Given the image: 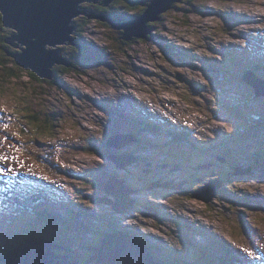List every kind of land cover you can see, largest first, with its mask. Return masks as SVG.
Returning a JSON list of instances; mask_svg holds the SVG:
<instances>
[{
    "label": "rangeland",
    "instance_id": "obj_1",
    "mask_svg": "<svg viewBox=\"0 0 264 264\" xmlns=\"http://www.w3.org/2000/svg\"><path fill=\"white\" fill-rule=\"evenodd\" d=\"M103 1L80 4L89 10L96 5L101 10L91 11L123 22L139 19L136 14L146 12L138 9L152 4L122 0L139 5L130 12L115 5L117 0L107 6ZM161 15L149 24V38L127 40L123 28L79 15L70 34L75 44L47 46L75 62L69 72L56 73L58 83L33 82L24 68H0V156L7 158L0 160L5 173L0 174V258L25 232L39 233L36 212L47 207L54 215L51 223L67 227L50 230L64 241L91 217L100 227L123 221L120 231L135 228L148 236V245L164 244V259L176 258V251L186 250L182 242L196 243L198 236L216 241L208 247L216 264H264V96L243 78L256 72L264 79V0H184ZM7 30L0 31V60L11 63L4 46ZM11 71L18 77L9 78ZM212 147L229 160L217 169L226 196L206 203L193 193L211 176L195 181L202 183L197 188L186 179L193 163H199V174L211 170L212 158L206 156ZM114 154L124 168L112 162ZM168 162L182 163L183 169L173 170ZM114 176L118 181L107 191L124 190L134 203L124 201L123 210L138 209L121 213L112 207L115 198L104 189ZM149 202L163 212L161 223L143 214ZM168 214L174 222L164 219ZM181 223L185 229L176 228ZM188 223L198 229L191 231ZM223 229L227 234L221 236L231 244L214 238ZM90 242L85 236L78 254ZM169 243L176 246L168 248ZM205 258L202 248L195 259Z\"/></svg>",
    "mask_w": 264,
    "mask_h": 264
},
{
    "label": "water",
    "instance_id": "obj_2",
    "mask_svg": "<svg viewBox=\"0 0 264 264\" xmlns=\"http://www.w3.org/2000/svg\"><path fill=\"white\" fill-rule=\"evenodd\" d=\"M83 1L85 0H0L1 21L4 27L18 31L17 35L9 38L7 42L14 45L15 41H21L19 43L26 45V48L22 49V53L14 54L16 63L20 67L35 73L41 79H53L54 66L56 63L64 64L65 59L61 57L58 52L59 49L50 50L47 48V44L53 47L65 44V41L75 44L69 37L75 31L74 26L69 27L73 17L83 14L88 16V19L97 18L108 21L115 29L123 28L125 30L124 37H122L124 40L131 39L132 36L144 38L146 34L151 33V29H147L145 23L160 19L157 17L159 13L171 8V3L182 0H152V4L142 17L128 23H121L119 18L110 19L105 15H95L88 10L78 12L76 10L77 4ZM90 1L97 3L96 0ZM111 1L104 0L102 4L107 6ZM144 1L142 0L139 4L144 5ZM32 38H36V41H33ZM16 47L18 48L17 44ZM243 78L244 80L249 78L248 83L254 87L258 96H264L263 78L258 77L256 72H247ZM117 137L121 140V136ZM120 147L123 148L125 145ZM120 157V155L114 154L110 159L119 169H122L125 165L124 162L121 163ZM221 161L224 162L225 159H221ZM116 181H118L116 176L111 178L105 185L104 193L112 194L115 198L114 201L110 202L112 207L118 212L125 213L133 206L123 210V202L120 205H116V202L123 201L121 198L123 194L121 191H123L124 194H127V201L133 204L134 202L130 200L128 193L124 190L111 192L106 189L110 185L113 187ZM220 185L223 188L222 180L215 178L193 194L204 202L210 203L218 198ZM213 186L215 187L214 190L211 188ZM157 188H169V185L158 184ZM170 189L181 188L170 187ZM103 199L108 198L105 196ZM102 202L105 201L100 200V203ZM147 209L148 213L145 214L147 217H156V219L160 217V212L155 208L148 207ZM149 246L146 238L137 237L128 232L108 230L103 234L100 242L89 248L92 255L87 264H165L161 260H156ZM58 249L59 245L44 236L27 237L18 246L10 250L2 261L4 264H78L72 262L70 256L59 254Z\"/></svg>",
    "mask_w": 264,
    "mask_h": 264
},
{
    "label": "trees",
    "instance_id": "obj_3",
    "mask_svg": "<svg viewBox=\"0 0 264 264\" xmlns=\"http://www.w3.org/2000/svg\"><path fill=\"white\" fill-rule=\"evenodd\" d=\"M134 6H136V5H134ZM134 6H132V7L129 8L130 9V12H134V10L137 9ZM137 6H139V5H137ZM125 7H126V9H128L129 5L125 4ZM138 10H140V9H138ZM140 11L141 12H146L147 10L144 9V10H140ZM136 15H141V14H136ZM136 18H137V16H136ZM1 19L2 18H0V22H2ZM1 27H3V26L1 25ZM9 66H10V68H12L11 70H13L14 67L22 68L17 63H14L12 61H11V63H8L5 60H0V68H2V70L6 71ZM70 70H71V68L67 69L66 72H69ZM25 72L28 73L32 77V81L33 82H38V83H41L43 81L49 82L46 79H41L40 77L38 78L35 75V73H33V72L29 71V70H26ZM14 77H18V75L15 74L14 71H11L10 74H9V78H14ZM54 79H55L54 80L55 82H56V79H57V83L59 82V79H58L57 74H55ZM57 83H55V84H57ZM35 119H37V117H35ZM43 120L46 121V118H42L41 121H43ZM118 126H119L120 129H125V125H118ZM52 130L54 131V127H52ZM116 131L123 132V131L119 130L117 127H116ZM137 138H139V141H140L141 144H147L148 142L151 144V140L148 141L144 137H142L143 139L141 137H137ZM151 145H154V144H151ZM168 163H166V164H168ZM169 164L171 166L175 167V169H173V170H177V171L182 170L181 163H178V164L169 163ZM67 173L72 175V172H66L64 175H66ZM201 184L202 183L197 182V185H201ZM151 206L152 205L149 202L147 204L146 208L151 207ZM67 208H63V210H66ZM135 209H138V207L135 206L132 209V211H134ZM146 213L147 212H144L143 214L145 215ZM36 215H37L36 216V224H40L41 225L40 226L39 233L27 231V232H25L23 234V236L25 238H27L29 236H31V237L44 236L45 238H47V239L51 240L52 242H55L57 245H59L60 249H62V250H63V248L66 249L67 252H65V251H59V253H63L64 252L66 255L67 254L71 255L72 258H70V260L72 262H77L78 264H87L88 263L89 258L92 255V251L89 248L92 245H96L98 242H100L102 240V238H103V234L107 230H115V231H118L117 229L123 227V221L113 222V223H111L107 227H100V226H98L92 220L91 217H89L90 219H89V222L88 223L85 222V221H82V220L80 221L82 223H85L87 227H83V228L79 229V232L77 230L70 231L71 235L68 236L69 238L68 237L66 238V241H64L65 238L62 237V236H60V234L58 232L50 231V230H52L53 227H55L57 230L60 229V228L61 229L67 228L64 224H63V226H60V225L59 226H56L55 224H52L51 223V222H53L52 220L54 218V215L52 214L51 208L44 207L42 209H39L36 212ZM81 215H83V214H81ZM166 216L167 217H170V214H168ZM58 217L61 218L62 221H64L65 223H67V221H66L67 218L64 215H58ZM72 220L73 221H76V219H72ZM27 226L29 227V225H27ZM140 226L143 227L142 225H140ZM125 229H126V227H125ZM126 230L132 232L131 234L134 235V236H137V237L138 236H140L141 238H147L148 237V236L140 233L139 231H137L135 228L134 229L128 228ZM26 234H29V236H26ZM85 236H91V242L89 244H85V252L83 254H78V252L76 251V248H80V244H82V241H83V239H84ZM25 238L21 239L17 245H13L12 248H11V250L13 248H15L16 246H18ZM150 251L152 253V250H150ZM163 251H164V248L160 249V253L161 254H164ZM5 255H6V253L1 256V258H0L1 261H2V259H3V257ZM161 261H163V260L161 259ZM177 262L178 261H175V263H177ZM92 264H95V263H92Z\"/></svg>",
    "mask_w": 264,
    "mask_h": 264
},
{
    "label": "flooded vegetation",
    "instance_id": "obj_4",
    "mask_svg": "<svg viewBox=\"0 0 264 264\" xmlns=\"http://www.w3.org/2000/svg\"><path fill=\"white\" fill-rule=\"evenodd\" d=\"M94 3V2H93ZM115 5H117L118 4V6L119 7H121V8H123V9H126V7H125V4H123L122 3V0H117L115 3H114ZM144 4H147V3H144ZM134 5H138V4H132V5H129V7H128V9L130 8V7H132V6H134ZM91 10H93V11H99V10H101V9H99L96 5H95V8H93V9H91ZM117 10V9H116ZM140 11V10H139ZM116 14V13H115ZM1 15V14H0ZM0 18H1V16H0ZM1 25L3 26V23L2 22H0V31H2V27H1ZM4 27V26H3ZM5 28V27H4ZM7 33H10V35L9 36H4V38H6L5 39V44H4V46H5V51H6V55L8 56V57H10V58H8V60L9 61H12V62H16V59L14 58V54L15 53H20V51H22V49L21 48H17L16 47V42L17 41H15L14 42V45H10L8 42H7V40L9 39V37L10 36H15V35H17V32L16 31H14L13 29H11V28H9V30H7ZM18 42H21V41H18ZM82 48H83V46H82ZM80 54H82V52H80ZM87 55V54H86ZM84 56V52H83V55H82V57ZM70 64H72V65H74L75 64V62L74 61H69L68 59H65V61H64V65H66V66H63V65H58V66H55L54 68H53V72H54V77H55V74L57 73V72H59V71H63V70H67V69H69L70 67H68V66H70ZM12 69V68H11ZM20 70L21 68H17V67H14L13 68V70ZM54 79V78H53ZM49 82H50V80H48ZM219 149H216V148H211V149H209L208 151V155L206 156L207 158H206V161H207V159H211L212 158V167H211V170L209 171L208 170V168H205V169H203V170H201V172H200V174L198 173V169H197V166H198V164L199 163H193V165L192 166H189L188 167V170H189V173H188V178L186 179V184H189V185H191V186H194L195 188H197V182H195V181H202L203 179H205V177H208L209 175L211 176L210 178H208L207 180H206V183H208L209 181H211V180H213V179H215V178H217V179H219L218 178V176L220 177V179H222V180H224L225 178L224 177H221L220 176V173H219V171L217 170L219 167H221V164H224V163H222V161H221V159H225V161L226 162H228L229 160L227 159V158H225V157H223V156H221L220 157V153H218L217 154V151H218ZM202 153H204V152H202ZM209 155H212V157L211 156H209ZM219 158V159H218ZM229 158V157H228ZM169 164V163H168ZM204 165H206V164H204ZM181 166H182V163H181ZM172 167V169H173V166H171ZM182 169H183V166H182ZM213 169H215V171H214V173L212 174V171H213ZM229 170H230V172H233L232 171V166H231V168H229ZM249 175H251V173H248ZM247 174V175H248ZM201 183V182H200ZM224 187H225V183H224V186H223V188L220 190V192H219V197H222V196H226V194H225V190H224ZM169 190H167V192H168ZM151 207H153V206H151ZM153 208H155L157 211H159L158 210V208L157 207H153ZM230 208H231V206H230ZM148 210V209H147ZM162 213L163 212H161L160 213V217L159 218H157V220H158V222L159 223H161V219L163 218L161 215H162ZM176 218V217H175ZM164 219L165 220H167V221H169V222H174V219L172 218V217H167V216H164ZM152 221H154V220H152ZM190 222H191V220H189ZM154 223H155V225H152V226H157V223L154 221ZM190 226H192L191 225V223H188ZM138 226H140V225H138ZM180 227H182L183 229H185L184 228V225H183V223H181L179 226H177L176 228H180ZM198 227V226H197ZM191 228V231H193V232H195V230H197L198 228H195V227H190ZM121 228H119V229H117V230H120ZM195 229V230H194ZM142 230H144V227L142 228ZM154 230H157V227H155L154 228ZM113 231H115V230H113ZM178 231V230H177ZM199 231V230H198ZM224 232H226V234H227V231H226V229H223V231L221 230L219 233H217V234H215L214 235V238H215V236H216V238L218 239V241L221 243V244H231V243H226L225 241H224V239H223V237L221 236ZM251 232H254V230L253 231H251ZM179 233V232H178ZM195 238H196V240H197V242L196 243H194L193 241H189L190 243L188 244H184V242H182V245L183 246H185L186 247V250H184V251H182V250H178V251H176V258H173V259H164V254H161L160 253V249H162V248H164V244H158V245H152V246H149V248H150V250H152V253L154 254L153 256L156 258V260H163L164 259V263L165 264H175V261H178L176 264H216L215 263V261H214V255H213V253L212 252H210L209 250V248L210 247H213V245H215L216 246V241H212V240H208V241H205V240H202L200 237H198V236H195ZM199 240H201V241H204V243H205V245H202V244H200L199 243ZM168 248H172V247H174V246H176V244L175 243H169V244H165ZM188 245H191V247H189V248H191V250H190V252H188V250H189V248L187 247ZM209 247V248H208ZM202 248H204V251H205V253H206V258L204 259V260H198V259H195L196 258V256L198 255V253L199 252H201V249ZM232 250V249H231ZM59 251H65V252H67V250L66 249H64L63 248V250L62 249H60V247H59V249L57 250V252L59 253ZM159 251V252H158ZM59 254H65L64 252L63 253H59ZM66 255V254H65ZM68 256H70V258H72V256L71 255H69V254H67ZM167 262V263H166ZM224 264H233L232 262L231 263H224ZM240 264H246V262H243V263H240Z\"/></svg>",
    "mask_w": 264,
    "mask_h": 264
},
{
    "label": "bare ground",
    "instance_id": "obj_5",
    "mask_svg": "<svg viewBox=\"0 0 264 264\" xmlns=\"http://www.w3.org/2000/svg\"><path fill=\"white\" fill-rule=\"evenodd\" d=\"M115 0H112L108 5H110V4H112V2H114ZM183 1V0H182ZM182 1H180V2H182ZM145 3H147L146 1H144ZM176 2H173V3H171V8H169V9H167V10H165L164 12H162V13H160V14H164L165 12H167V11H169V10H171L172 8H173V5L175 4ZM178 3V2H177ZM237 5V4H236ZM77 6H78V8L76 9L78 12H82L83 10H88L89 12H92V13H94L95 15H100L101 16V14H98V13H96V12H93V11H91V10H89V9H87V8H84L83 6H81V4L79 3V4H77ZM230 6V5H229ZM228 6V7H229ZM239 7H240V5H239ZM238 7V8H239ZM247 7V6H246ZM234 8V7H233ZM237 8V9H238ZM243 8V7H242ZM241 8V9H242ZM245 10V9H244ZM248 10V9H247ZM253 10V9H252ZM234 11H235V9H234ZM239 11V10H238ZM250 11V10H249ZM89 12H86V14H89ZM229 12V11H228ZM236 12V11H235ZM241 12V11H240ZM237 13V12H236ZM239 13V12H238ZM244 13V12H243ZM263 13V12H262ZM231 14V13H230ZM254 14V13H253ZM79 15H81V14H79ZM79 15H77V16H75V17H73L72 19H71V22L69 23V27H72V26H74L75 28H76V26L74 25V20L79 16ZM161 15V16H162ZM242 15V14H241ZM258 15H260V14H258ZM239 16V15H238ZM264 16V15H263ZM140 17H142L141 15H140ZM139 17V18H140ZM158 18H160L159 17V15L157 16ZM208 17H212V15H208ZM251 17V16H250ZM256 18H257V16H255ZM213 18V17H212ZM211 18V19H212ZM249 18V17H248ZM92 19V18H91ZM95 19H97V18H95ZM137 19V18H136ZM208 19V18H207ZM210 19V18H209ZM208 19V20H209ZM217 19V18H216ZM215 19V20H216ZM244 19V18H243ZM250 19V18H249ZM98 20H100L101 22H104L103 20H101V19H98ZM119 20H120V22L121 23H128V22H123V20H122V18H119ZM158 20H161V18L160 19H156V20H154V21H148V22H146L145 23V26L147 27V29H149L150 27H149V24L150 23H152V22H156V21H158ZM213 20V19H212ZM235 21V20H234ZM255 21V20H254ZM235 25V24H234ZM233 27V26H232ZM231 27V28H232ZM230 28V27H229ZM251 28H252V26H251ZM77 29V28H76ZM75 29V30H76ZM151 30H152V28H150ZM227 29V28H226ZM229 30V29H228ZM232 34V33H231ZM252 36V35H251ZM69 37L72 39V36L71 35H69ZM150 37V34L148 33V34H146V37H139V39H147V38H149ZM257 37V36H256ZM227 38H229V37H227ZM32 40L33 41H36V38H32ZM73 40V39H72ZM228 40V39H227ZM228 41H230V39L228 40ZM235 41V40H234ZM241 41V40H240ZM64 43H68V41H65ZM236 43V42H235ZM244 44H246V43H244ZM61 46H63L62 44H60ZM219 45V44H218ZM47 46H49L48 44H47ZM241 46H243V45H241ZM53 47V46H52ZM58 49H60V48H58ZM245 80L247 81V82H249V78H245ZM217 88V87H216ZM222 91V90H221ZM106 94V93H105ZM110 94V93H109ZM114 96V95H113ZM107 97V96H106ZM137 97H139V96H137ZM105 98V97H104ZM142 99V98H141ZM134 101V100H133ZM148 101V100H147ZM232 103V102H231ZM135 104V103H134ZM127 105V104H126ZM125 106V105H124ZM142 107H144V106H142ZM115 108V107H114ZM123 108V107H122ZM145 110H146V108H145ZM131 112V111H130ZM152 112V111H151ZM154 112V111H153ZM139 114V113H138ZM26 115V114H25ZM196 119V118H195ZM226 119V118H225ZM191 123H193V122H191ZM194 124H195V122H194ZM109 141H113L112 139L111 140H109ZM141 152V151H140ZM176 178V177H175ZM169 185V188L170 187H174L173 185H170V184H168ZM249 185H250V183H249ZM248 185V186H249ZM251 187H256L257 188V186L256 185H252ZM213 190L215 189V187L213 186V187H211ZM220 188H221V185H220V187H219V191H220ZM248 188V187H247ZM258 189V188H257ZM259 190V189H258ZM254 193V192H253ZM252 193V194H253ZM260 195V194H259ZM258 195V196H259ZM248 197H249V195H248ZM264 197V196H263ZM121 198H122V200L123 201H117L116 202V205H120V204H122V202H124V201H127L128 199H127V194H122L121 195ZM261 199V198H260ZM79 217V216H78ZM189 217V216H188ZM82 218V217H81ZM73 225V224H72ZM205 226V225H204ZM206 227V226H205ZM167 263V262H166ZM176 264V263H175Z\"/></svg>",
    "mask_w": 264,
    "mask_h": 264
},
{
    "label": "snow or ice",
    "instance_id": "obj_6",
    "mask_svg": "<svg viewBox=\"0 0 264 264\" xmlns=\"http://www.w3.org/2000/svg\"><path fill=\"white\" fill-rule=\"evenodd\" d=\"M6 159H7L6 157L0 156V160H5L6 161ZM0 174H5L3 168H0Z\"/></svg>",
    "mask_w": 264,
    "mask_h": 264
}]
</instances>
